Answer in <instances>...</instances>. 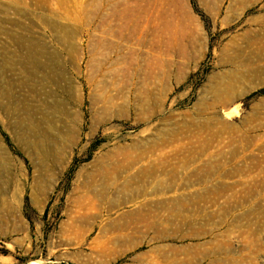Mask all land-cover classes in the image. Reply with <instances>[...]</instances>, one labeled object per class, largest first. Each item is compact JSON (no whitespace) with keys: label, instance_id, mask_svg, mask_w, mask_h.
Wrapping results in <instances>:
<instances>
[{"label":"rangeland","instance_id":"rangeland-1","mask_svg":"<svg viewBox=\"0 0 264 264\" xmlns=\"http://www.w3.org/2000/svg\"><path fill=\"white\" fill-rule=\"evenodd\" d=\"M261 90L264 0H0V264H264Z\"/></svg>","mask_w":264,"mask_h":264},{"label":"trees","instance_id":"trees-1","mask_svg":"<svg viewBox=\"0 0 264 264\" xmlns=\"http://www.w3.org/2000/svg\"><path fill=\"white\" fill-rule=\"evenodd\" d=\"M257 94L264 95V90L259 91Z\"/></svg>","mask_w":264,"mask_h":264},{"label":"bare ground","instance_id":"bare-ground-1","mask_svg":"<svg viewBox=\"0 0 264 264\" xmlns=\"http://www.w3.org/2000/svg\"><path fill=\"white\" fill-rule=\"evenodd\" d=\"M130 14V13H129Z\"/></svg>","mask_w":264,"mask_h":264}]
</instances>
